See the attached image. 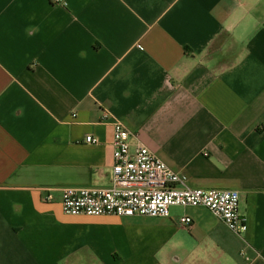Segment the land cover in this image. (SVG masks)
<instances>
[{
  "label": "crops",
  "instance_id": "0c3cea01",
  "mask_svg": "<svg viewBox=\"0 0 264 264\" xmlns=\"http://www.w3.org/2000/svg\"><path fill=\"white\" fill-rule=\"evenodd\" d=\"M116 119L238 192L247 232L202 206L65 214L64 188L111 186ZM0 264H264V0H0Z\"/></svg>",
  "mask_w": 264,
  "mask_h": 264
},
{
  "label": "built area",
  "instance_id": "2783aa9c",
  "mask_svg": "<svg viewBox=\"0 0 264 264\" xmlns=\"http://www.w3.org/2000/svg\"><path fill=\"white\" fill-rule=\"evenodd\" d=\"M110 115L106 113L104 119ZM114 126V166L107 188H64L61 206L65 214L77 216L168 217L171 207H206L235 234L247 232L236 191L191 188L186 177L178 175L145 146L131 151V133L116 119ZM87 144L96 143L92 136ZM53 201V195L47 196ZM190 225V218H183Z\"/></svg>",
  "mask_w": 264,
  "mask_h": 264
}]
</instances>
